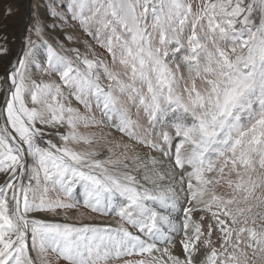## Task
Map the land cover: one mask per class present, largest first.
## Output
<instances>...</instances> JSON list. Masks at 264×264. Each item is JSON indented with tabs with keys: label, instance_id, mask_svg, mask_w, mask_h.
<instances>
[{
	"label": "snow or ice",
	"instance_id": "snow-or-ice-1",
	"mask_svg": "<svg viewBox=\"0 0 264 264\" xmlns=\"http://www.w3.org/2000/svg\"><path fill=\"white\" fill-rule=\"evenodd\" d=\"M0 264H264V0H36Z\"/></svg>",
	"mask_w": 264,
	"mask_h": 264
},
{
	"label": "rangeland",
	"instance_id": "rangeland-1",
	"mask_svg": "<svg viewBox=\"0 0 264 264\" xmlns=\"http://www.w3.org/2000/svg\"><path fill=\"white\" fill-rule=\"evenodd\" d=\"M35 2L36 0L26 2L24 0H0V45L9 50L6 55L0 56V73L3 72L9 60L14 63L21 53L24 37L32 21ZM75 34L81 36L82 39H89L79 31ZM52 35L63 37V33H52ZM81 211L85 212V222H87L88 213L83 209ZM49 218L53 219V217ZM96 222L101 223L102 221L97 219Z\"/></svg>",
	"mask_w": 264,
	"mask_h": 264
},
{
	"label": "bare ground",
	"instance_id": "bare-ground-1",
	"mask_svg": "<svg viewBox=\"0 0 264 264\" xmlns=\"http://www.w3.org/2000/svg\"><path fill=\"white\" fill-rule=\"evenodd\" d=\"M26 1H28V0H24V2H26Z\"/></svg>",
	"mask_w": 264,
	"mask_h": 264
}]
</instances>
